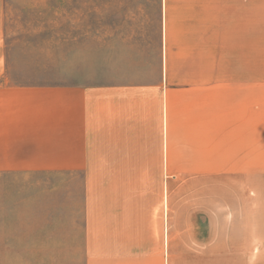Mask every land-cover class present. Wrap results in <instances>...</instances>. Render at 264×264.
<instances>
[{
  "label": "crops",
  "instance_id": "crops-1",
  "mask_svg": "<svg viewBox=\"0 0 264 264\" xmlns=\"http://www.w3.org/2000/svg\"><path fill=\"white\" fill-rule=\"evenodd\" d=\"M166 4L188 5L189 24L172 29L164 10L157 77L19 83L0 63V175L80 176L84 264H230L244 255L222 251L218 239L168 235L182 228L168 218L170 187L243 164L256 149L264 264V0ZM246 5L256 6L252 24Z\"/></svg>",
  "mask_w": 264,
  "mask_h": 264
},
{
  "label": "rangeland",
  "instance_id": "rangeland-1",
  "mask_svg": "<svg viewBox=\"0 0 264 264\" xmlns=\"http://www.w3.org/2000/svg\"><path fill=\"white\" fill-rule=\"evenodd\" d=\"M188 7L163 0H2L0 63L19 83L157 77L163 13L174 16L172 29L188 26ZM204 12L198 5V30ZM245 12L252 24L256 6ZM244 156L243 164L214 166L220 171L212 176L173 182L168 218L182 228L168 235L218 239L222 251L244 255L230 264H256V149ZM82 187L76 173L0 175V264H84Z\"/></svg>",
  "mask_w": 264,
  "mask_h": 264
}]
</instances>
